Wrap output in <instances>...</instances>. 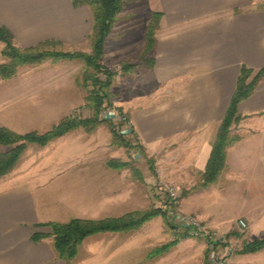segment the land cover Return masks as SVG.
Instances as JSON below:
<instances>
[{"label":"crops","instance_id":"obj_1","mask_svg":"<svg viewBox=\"0 0 264 264\" xmlns=\"http://www.w3.org/2000/svg\"><path fill=\"white\" fill-rule=\"evenodd\" d=\"M148 1L151 11L163 13L150 71L153 86L132 92L123 107L141 159L143 151L162 156L155 164L164 179L180 182L185 172L190 181L206 168L241 68H264V0ZM87 8L74 7L72 0H0V27L22 48L48 40L78 47L92 32ZM4 46L0 41V64L6 62ZM60 62L21 66L12 77H0V127L43 133L70 116L85 90ZM238 114L232 129L239 139L228 148L225 169L216 182L187 193L181 208L226 235L243 218L246 241L252 242L264 238V79L240 102ZM112 138L101 125L91 133L76 129L46 146L27 145L17 167L0 179V264H68L54 248L52 229L41 224L145 210L148 171L135 178L111 167ZM8 149L0 145V152ZM139 231L140 237L92 235L71 264H127L137 251L152 257L153 248L159 258L165 222L152 219ZM35 234L43 236L39 242ZM231 263L264 264V248L233 255Z\"/></svg>","mask_w":264,"mask_h":264},{"label":"trees","instance_id":"obj_2","mask_svg":"<svg viewBox=\"0 0 264 264\" xmlns=\"http://www.w3.org/2000/svg\"><path fill=\"white\" fill-rule=\"evenodd\" d=\"M136 1L139 0H72L74 7L87 6L92 12L93 27L89 36L92 42L91 52L54 49L57 45L63 46L62 42L55 40L42 42L35 47L22 48L15 43L14 35L8 28L0 27V41L5 44L2 54L6 58V62L0 64V77H12L21 66L37 65L48 60L54 62L82 61L85 64L82 85L85 87L93 86L92 90H88L87 100L97 110L95 116L91 118L66 116L52 129L44 133L31 131L19 134L6 127H0V145L9 147L6 152H0V179L17 167L29 143L46 146L52 140L79 127L85 128L88 132H93L102 123V120L98 118V113L105 99L110 97L117 74L115 70L105 65L107 40L118 23L119 16L125 6ZM162 17V12L152 11L151 13L146 32L147 44L140 58V63L145 65V69L151 70L155 66L153 51L156 44V32L160 28ZM135 68L136 65L131 62L125 61L121 64L122 72H129ZM100 74H105L106 80L102 81ZM263 79L264 68L252 69L246 66L241 68L236 90L219 126L209 160L202 174L201 184L203 186L215 182L225 169L228 148L239 139V136H232V126L240 119L238 106L241 101L254 93L256 86ZM108 121L112 122L110 119ZM112 130L114 131L113 128ZM113 136L116 143L124 140L119 138L116 132H113ZM109 165L117 168L124 166L125 162L111 159ZM157 214H160L159 208H150L145 211H132L120 217L98 220L73 218L67 222H48L41 225H47L52 229L54 248L58 256L71 264L80 246L88 237L103 232L135 231ZM42 237L40 234H35L33 240L39 242ZM263 248L264 238H261L244 243L238 253H254ZM161 250L162 248L158 251Z\"/></svg>","mask_w":264,"mask_h":264},{"label":"rangeland","instance_id":"obj_3","mask_svg":"<svg viewBox=\"0 0 264 264\" xmlns=\"http://www.w3.org/2000/svg\"><path fill=\"white\" fill-rule=\"evenodd\" d=\"M84 10L88 16L90 24L92 21L91 10L89 7ZM151 13L152 11L150 9L149 1L139 0L133 3H128L123 12L120 14V19L107 40L105 60V65L115 70L117 74L115 76V83L111 88L110 97L105 99L98 113V118L102 120V123L99 126L107 125L112 132V136L113 132H116L119 138L124 139L123 141H118L116 143L114 142V136L112 138V145L115 146V152L110 153V155L115 154L116 158H113L114 160L125 162L124 166L117 167V169L131 172L134 174L135 178L141 175L140 170L148 171L149 178L147 180V189L149 190V202L146 204V208H144V206L143 209L148 210L150 208H159L160 214H157L152 219L159 217L163 222H165L164 243L158 248H162L161 252L159 251L160 257H156L157 248H153L154 250L151 249L150 252L152 257H147L146 252L140 253V251H137L134 252L132 260L127 261L126 263L232 264L231 257L239 254L238 252L244 243H248V241H246L249 233L248 223L243 218L239 219L238 225L234 227V230H230L226 235L219 233V230L210 229L205 226L198 216L183 211L181 208V201L187 197V193L193 192L198 188L207 187L201 184L202 176L199 178V176L195 173L189 181L186 179L187 175L183 172L184 174L180 176V178L182 177L180 182H175L174 179H164L162 175L158 173V165L155 164L156 158L162 159L163 157L149 156V154L146 155L143 151V154L145 155L142 160V155L138 152L140 151V146L137 141L132 139L134 136V127L130 116L125 111L123 106L126 99L131 96L132 92L147 91L153 86L152 82L150 84L151 70L145 69V65L140 63V58L145 51L147 44L146 32ZM54 49L82 50L85 52H91L92 42L89 37L87 43L84 45L70 48L69 46H65L63 44V46H55ZM125 61L135 64L136 68L129 72H122L121 64ZM60 64H66V66H68L69 72H73L75 74L78 78L79 85L85 90L84 100L77 104L70 116L78 118H91L95 116L97 110L93 107L92 103L87 100L88 90H92L93 86L89 85L88 87H85L82 85L83 73L85 70L84 62L70 61V63H68L61 61ZM100 77L102 81L106 80L105 74H100ZM112 111L117 114L126 115L127 120L125 122L122 121L117 123L109 122V118L107 116H111L113 113ZM239 121L240 119L236 123ZM236 123H234L233 126ZM80 128L83 127H79L78 129ZM83 129L85 130V128ZM238 135L239 134L234 133L232 129V136ZM182 181L185 182V184L181 183ZM168 186H173L175 188V199H171L168 192L165 190ZM169 201H171L174 205L173 209L175 211V215H172L173 217L170 216L168 212L169 205H167V203ZM191 218H196L200 222L199 228L189 224V219ZM241 220L246 222L247 227L245 229L240 227ZM138 230L129 232H135L133 236L140 237V231L136 232Z\"/></svg>","mask_w":264,"mask_h":264},{"label":"built area","instance_id":"obj_4","mask_svg":"<svg viewBox=\"0 0 264 264\" xmlns=\"http://www.w3.org/2000/svg\"><path fill=\"white\" fill-rule=\"evenodd\" d=\"M113 113L111 114V116H107L113 123H117V122H125L127 120L126 115L124 114H117L114 111H112ZM107 113V112H106ZM111 113V112H109ZM165 190L168 192L169 196L171 199H175L176 197V191L175 188L173 186H168L165 188ZM167 205H169V215L170 216H174L175 215V211L173 209V203L171 201H169L167 203ZM172 216V217H173ZM189 224L194 225L196 227H200V222L196 219V218H191L189 219ZM240 227H242L243 229H245L247 227L246 222L244 220L240 221Z\"/></svg>","mask_w":264,"mask_h":264}]
</instances>
